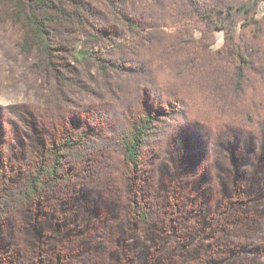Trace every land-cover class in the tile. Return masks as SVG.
Here are the masks:
<instances>
[{
    "label": "rangeland",
    "instance_id": "1",
    "mask_svg": "<svg viewBox=\"0 0 264 264\" xmlns=\"http://www.w3.org/2000/svg\"><path fill=\"white\" fill-rule=\"evenodd\" d=\"M85 1L102 13L92 21L107 34L87 41L81 49L90 53L83 54L75 33L63 46L67 58L58 61L69 76L96 81L95 56L137 43L151 19L141 0H127L126 9ZM25 5L0 0V148L12 184H23L25 173L66 136L76 137L80 125L113 140L111 131L142 105L169 115L158 121L163 135L135 163L111 148L98 150L68 166L62 188L1 219L0 264H264V130L228 124L193 86L169 95L166 61L158 89L124 107L113 104L101 82L83 96L69 86L73 102L59 107ZM263 16L264 0L255 18ZM126 22L139 24L138 35L124 33ZM206 49L229 50L225 32L215 30Z\"/></svg>",
    "mask_w": 264,
    "mask_h": 264
},
{
    "label": "trees",
    "instance_id": "2",
    "mask_svg": "<svg viewBox=\"0 0 264 264\" xmlns=\"http://www.w3.org/2000/svg\"><path fill=\"white\" fill-rule=\"evenodd\" d=\"M23 1L24 21L44 58V71L58 87L51 99L59 107L73 102L68 95L69 86L83 96V92L96 91L100 82L113 104L124 107L142 91L158 89V72L166 61L170 76L165 90L169 95H184L185 89L193 86L204 97L208 110H216L228 124L264 130V16L255 18L263 0H141L145 2L151 26L140 34L137 43L118 44L99 52L95 56L96 81L79 74L69 76L58 60L67 58L63 46L72 41L75 33L82 40L78 51L90 53L84 52L82 46L107 34L92 21L102 19V13L85 0ZM103 2L114 9H126L130 4L127 0ZM86 25L91 27L87 32ZM138 28V23L126 22L122 30L132 37L138 35ZM195 30L201 34L198 40L191 37ZM215 30L225 32L229 50L206 49ZM166 115L167 111L158 106L142 105L138 113L129 115L125 125L111 131L113 140L80 125L77 136H66L59 147L44 155L25 173L21 185L6 178L0 148V220L33 199L62 188V183L69 181L68 166L86 162L98 150L111 148L124 161L135 163L144 146L163 135L158 121Z\"/></svg>",
    "mask_w": 264,
    "mask_h": 264
}]
</instances>
